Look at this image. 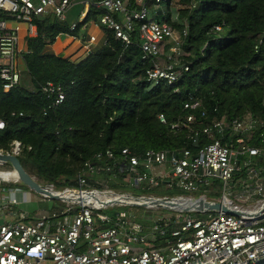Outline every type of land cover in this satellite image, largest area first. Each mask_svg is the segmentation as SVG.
<instances>
[{
  "label": "built area",
  "instance_id": "1",
  "mask_svg": "<svg viewBox=\"0 0 264 264\" xmlns=\"http://www.w3.org/2000/svg\"><path fill=\"white\" fill-rule=\"evenodd\" d=\"M149 2L165 0L137 1L139 10H132L126 0H86L85 4L105 12L97 24L113 31L125 45L132 43L136 22L147 20L139 30L142 58L152 64L146 80L152 86L173 87L182 73L189 71L187 66L177 70L183 36L188 32L148 20ZM75 3L0 0V89L4 93L21 84L18 59L27 53L22 43L24 32L27 39L37 37L36 22L49 14L65 22ZM76 27L73 24L71 30ZM95 41L93 37L91 42ZM41 91L54 97L56 104L65 99L61 88L53 83ZM184 107L190 113L172 128L186 129L196 151L183 148L138 153L130 148L107 149L85 163L77 186L41 184L45 192L40 194L7 186L18 180L0 176V186L6 185L0 187V264L264 263V147L252 145L255 138L264 145V121L248 115L230 124L221 120L204 126L194 113L203 107L201 100L190 97ZM201 116L207 118V112ZM159 119L166 123L163 115ZM4 128L5 123L0 121V130ZM200 138L206 143L202 144ZM20 152L18 141L11 152L0 150V154L15 156ZM12 172L1 170L0 175ZM161 189L181 195L162 196L157 193ZM212 192L220 194L218 201L209 197ZM32 199L60 204L35 214L18 211L22 203ZM163 200L174 207L155 205ZM201 202L221 203L239 216L181 210L198 208ZM134 204H145L149 211L176 214L140 218L128 211Z\"/></svg>",
  "mask_w": 264,
  "mask_h": 264
},
{
  "label": "trees",
  "instance_id": "2",
  "mask_svg": "<svg viewBox=\"0 0 264 264\" xmlns=\"http://www.w3.org/2000/svg\"><path fill=\"white\" fill-rule=\"evenodd\" d=\"M127 2L132 10L140 9L136 0ZM163 5L149 2L148 20L188 32L177 70L187 66L189 71L173 87L146 80L152 64L142 58L139 30L147 20L136 22L131 45L106 30V45L80 63L51 51L60 36H77L79 25L71 30L72 24L52 14L38 20L37 37L26 39V75L10 93L0 89V121L5 123L0 150L11 152L18 141V158L29 175L45 185L75 187L85 163L107 149L196 151L186 129L172 128L190 113L184 107L190 97L203 103L194 113L204 126L248 115L264 121V0H168ZM104 14L91 6L85 22H98ZM48 83L61 88L62 103L41 91ZM252 145L264 147L259 138Z\"/></svg>",
  "mask_w": 264,
  "mask_h": 264
},
{
  "label": "crops",
  "instance_id": "3",
  "mask_svg": "<svg viewBox=\"0 0 264 264\" xmlns=\"http://www.w3.org/2000/svg\"><path fill=\"white\" fill-rule=\"evenodd\" d=\"M138 0H136L137 2ZM79 4L82 7L80 22L74 21L70 24L79 25L77 36L71 35H62L60 36L55 44L51 46V51L56 55L64 59H68L74 63H80L85 60L91 51H96L103 48L107 42L106 29L99 26L94 20L85 22L89 11L90 6H86L84 1L78 0L75 4ZM67 21V20H66ZM98 21V20H97ZM84 25V28L81 29V26ZM77 28V27H76ZM24 31L26 29L24 28ZM95 38V42H91L92 38ZM26 32L23 34V46H26ZM210 198L216 199L217 196L210 195Z\"/></svg>",
  "mask_w": 264,
  "mask_h": 264
},
{
  "label": "rangeland",
  "instance_id": "4",
  "mask_svg": "<svg viewBox=\"0 0 264 264\" xmlns=\"http://www.w3.org/2000/svg\"><path fill=\"white\" fill-rule=\"evenodd\" d=\"M81 1H86V0H81ZM128 1V0H127ZM138 1H142L144 2L145 0H138ZM147 1V0H146ZM167 1L168 0H165L164 2V7H166L167 5ZM78 2V0H76V3ZM75 3V4H76ZM70 9V11L67 13V23H72L74 21H77V22H80V16H81V11H82V7L77 4L75 5ZM157 7L153 8V11L156 10ZM164 12L167 13V9L165 8L164 9ZM172 14H173V20L176 21L177 20V12L175 9H172L171 10ZM151 15V12L149 13V16ZM84 28V25L81 26V29ZM83 30V29H82ZM18 65H19V70L22 74V76L26 75V67H25V63H24V60L22 57H19L18 59ZM3 170V171H13V169L7 165V166H4V167H0V171ZM14 172V171H13ZM35 181H37L39 184H43V181L37 177L36 175L32 174L31 176ZM17 181V180H16ZM6 186L5 184H3L2 186L0 187H3ZM7 186H10V187H18V188H22L24 191H30L28 188L26 187H22L23 185L20 183V182H16V183H11L10 185H7ZM214 189H217L216 187ZM158 194L162 195V196H177V195H181L180 193H176V192H172L170 194L166 193V190L165 189H161L159 190V192H157ZM210 195L212 196H217L216 197V200L218 201L220 198L218 196H220V194L218 193H215V192H212ZM3 196V192L2 190L0 189V198H2ZM193 196H196L197 195H193ZM60 203L59 201H48V202H38L37 200H34L33 199L30 201V202H27V203H22L19 207H18V211L21 212V213H24V212H27V213H31V214H35V213H38V212H43V211H48V210H51L53 209L55 206H58ZM128 211L130 212H133L135 213L137 216H139L140 218H145V217H154L156 216L157 214H172V215H175L176 213L173 212V211H168V210H163V211H152V210H148L146 208H141V207H132V208H129Z\"/></svg>",
  "mask_w": 264,
  "mask_h": 264
},
{
  "label": "water",
  "instance_id": "5",
  "mask_svg": "<svg viewBox=\"0 0 264 264\" xmlns=\"http://www.w3.org/2000/svg\"><path fill=\"white\" fill-rule=\"evenodd\" d=\"M0 164L2 165H9L13 171L16 173L17 180L20 182L24 187L28 188L35 193H44V189L42 188L41 184L35 181L31 175L24 169L22 166L18 156L11 155V154H0ZM52 197V196H51ZM54 200H59L56 197H52ZM159 208H166L170 209V207H174L173 204H168L166 200H163L162 203L155 204ZM135 207L146 208L147 205L145 204H134ZM193 209L197 211H207V212H223L229 215L239 216L238 213L235 211H231L223 206L221 203H214V204H205L201 202V205L198 208L194 206H189L187 208H182L183 212H191Z\"/></svg>",
  "mask_w": 264,
  "mask_h": 264
},
{
  "label": "bare ground",
  "instance_id": "6",
  "mask_svg": "<svg viewBox=\"0 0 264 264\" xmlns=\"http://www.w3.org/2000/svg\"><path fill=\"white\" fill-rule=\"evenodd\" d=\"M4 178H7V179H17V176H16V173L15 172H12V173H9V174H6V175H0Z\"/></svg>",
  "mask_w": 264,
  "mask_h": 264
}]
</instances>
